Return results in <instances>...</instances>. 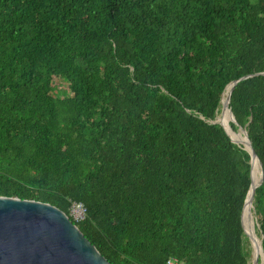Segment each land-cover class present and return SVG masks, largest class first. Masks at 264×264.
Segmentation results:
<instances>
[{
	"label": "trees",
	"instance_id": "trees-1",
	"mask_svg": "<svg viewBox=\"0 0 264 264\" xmlns=\"http://www.w3.org/2000/svg\"><path fill=\"white\" fill-rule=\"evenodd\" d=\"M263 71L264 0H0V196L82 203L109 264H246L249 156L209 121L251 74L228 108L264 254Z\"/></svg>",
	"mask_w": 264,
	"mask_h": 264
},
{
	"label": "water",
	"instance_id": "water-1",
	"mask_svg": "<svg viewBox=\"0 0 264 264\" xmlns=\"http://www.w3.org/2000/svg\"><path fill=\"white\" fill-rule=\"evenodd\" d=\"M259 74L264 75V71L259 72ZM249 76H251V74L243 75L237 79L231 80L223 87V90L225 87H228V92L225 96L224 102L221 104L220 111L225 108L231 116L228 127L229 131L232 133H235L237 128L234 130L231 128V124L236 125V123L228 108L229 95L234 85L239 80L245 79ZM209 123L218 122L213 118ZM218 124L223 128L220 123ZM237 127L244 133L247 145H242L241 147L249 156V185L240 211V222L242 232L248 239L252 249L251 264H257L260 257L258 254H253V247L251 244L252 236L244 231L242 224V210L246 200L248 202L251 201L252 206L254 188L259 185L262 180V168L261 163L247 138L246 130L243 127ZM223 130L233 143L239 145L225 128H223ZM253 159H256L258 163L260 176L259 182L250 189V172ZM258 239L259 248L264 258L260 244L261 236ZM0 264L109 263L98 253L96 248L84 238L75 224L69 219L68 215L58 208L45 202L0 196Z\"/></svg>",
	"mask_w": 264,
	"mask_h": 264
},
{
	"label": "bare ground",
	"instance_id": "bare-ground-1",
	"mask_svg": "<svg viewBox=\"0 0 264 264\" xmlns=\"http://www.w3.org/2000/svg\"><path fill=\"white\" fill-rule=\"evenodd\" d=\"M223 92H224V90H223ZM223 92L221 94L220 104H222L224 102L225 96H226V94L228 92V88H227L226 92L224 93V95H223ZM222 95H223V97H222ZM221 112L226 115V113L228 111H227V109L224 108V109L221 110ZM230 118H231V116H230ZM215 120L218 123H220L230 133V135L233 136V138L237 142H239L236 137L237 136H240V134H241V131L240 130L238 132H236V133H232V132L229 131L228 125H225V124L219 122L218 115H216ZM245 140H246V138H245ZM239 143L242 144V145H247V143L246 144H244L243 142H239ZM257 165H258V163H257L256 159H253V161H252V173H251V185H250V189L259 182V176H260V174H258ZM250 189H249V194H250ZM245 207H246L247 216H248V227L246 226V222H245L244 231L246 233H248L249 235L252 236L251 244H252V247H253V254H255V250H256V240H257V242H258V253H256V254L259 255L261 264H264L263 256H262L261 251H260V248H259V239L256 238V236L254 235V231H253L252 213H251L252 212L251 211V207H252L251 206V201L250 202H248L247 200L245 201V204H244V221H245Z\"/></svg>",
	"mask_w": 264,
	"mask_h": 264
},
{
	"label": "rangeland",
	"instance_id": "rangeland-1",
	"mask_svg": "<svg viewBox=\"0 0 264 264\" xmlns=\"http://www.w3.org/2000/svg\"><path fill=\"white\" fill-rule=\"evenodd\" d=\"M50 94H52L53 96H57V97H62L64 95L68 94L66 82L60 77L53 76L51 78ZM220 109H221V104L219 103L215 117L217 114H219ZM226 116H228V117L230 116L228 112L226 113ZM215 117H214V119H215ZM229 124H230V121L228 122V125ZM234 126H235V128H237V130L235 131V133H236L239 131V129H238L237 125H234ZM239 146H242V144L239 143ZM257 171H258V169H257ZM251 213H252L253 231H254L256 238H259L260 235H259L257 223L255 222V217L253 216V211ZM244 237H245V235H244ZM245 239H246V241H244V246L246 249H248V257H247L246 264H251V259H252L251 251H252V249H251V246L249 244L248 239L246 237H245ZM257 264H261L260 259H259V262Z\"/></svg>",
	"mask_w": 264,
	"mask_h": 264
},
{
	"label": "built area",
	"instance_id": "built-area-1",
	"mask_svg": "<svg viewBox=\"0 0 264 264\" xmlns=\"http://www.w3.org/2000/svg\"><path fill=\"white\" fill-rule=\"evenodd\" d=\"M68 217H70L71 221L78 222L84 218L85 215V208L82 203L77 201H69L68 206ZM162 264H185L181 262L179 259H177L174 256L167 257Z\"/></svg>",
	"mask_w": 264,
	"mask_h": 264
}]
</instances>
